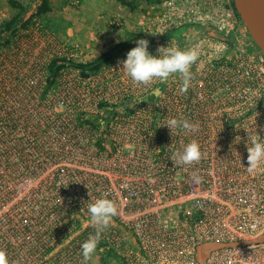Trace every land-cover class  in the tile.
Wrapping results in <instances>:
<instances>
[{
    "label": "built area",
    "instance_id": "obj_1",
    "mask_svg": "<svg viewBox=\"0 0 264 264\" xmlns=\"http://www.w3.org/2000/svg\"><path fill=\"white\" fill-rule=\"evenodd\" d=\"M147 8L135 37L149 41L151 54L199 45L184 92L179 74L131 80L120 61L136 40L114 45L86 73L76 66L91 61L85 50L40 18L0 44V249L8 264H92L81 251L96 231L87 205L104 195L117 214L96 251L124 264H199L201 243L237 241L250 243L211 251L205 264H264V241L253 242L264 233V165L246 168L248 131L264 137V55L232 0ZM55 59L67 63L51 77ZM173 117L198 128L170 131ZM192 140L200 160L176 164L173 153Z\"/></svg>",
    "mask_w": 264,
    "mask_h": 264
},
{
    "label": "clouds",
    "instance_id": "obj_2",
    "mask_svg": "<svg viewBox=\"0 0 264 264\" xmlns=\"http://www.w3.org/2000/svg\"><path fill=\"white\" fill-rule=\"evenodd\" d=\"M149 41L144 38L136 40V46L126 53V58L120 61L124 72L133 82L147 84L155 79L165 81L172 74H179L182 78L180 91H186L191 84L193 73L190 71L192 64L197 60L199 45L182 49L180 47H160L157 49L158 55H153L148 51ZM170 131L177 128L195 131L198 125L190 123L186 119L168 118L165 125ZM264 131V129H261ZM247 166L249 172H253L261 165H264V137L257 134L255 128L248 131L247 140ZM200 145L196 140H192L183 146L182 151L173 153L176 164L188 165L197 162L201 158ZM193 180L199 183L201 177L193 174ZM89 213V223L96 227L94 234L82 242L81 251L85 261L96 251L101 239L103 229H105L117 214V208L112 199L106 195L96 198L87 205ZM0 264H8L7 253L0 249Z\"/></svg>",
    "mask_w": 264,
    "mask_h": 264
},
{
    "label": "rangeland",
    "instance_id": "obj_3",
    "mask_svg": "<svg viewBox=\"0 0 264 264\" xmlns=\"http://www.w3.org/2000/svg\"><path fill=\"white\" fill-rule=\"evenodd\" d=\"M31 9L34 0H19ZM78 1V3H76ZM52 11L40 17L46 26L67 43H77L84 51V58L93 60L103 51L135 37V24L139 22L148 6L141 3L134 12L123 7L120 0H51ZM8 0H0V23L14 14ZM119 19L121 26L110 25ZM37 39L39 35H34ZM130 239L131 237L128 236ZM131 240V239H130ZM92 264H124L116 255L95 251Z\"/></svg>",
    "mask_w": 264,
    "mask_h": 264
},
{
    "label": "trees",
    "instance_id": "obj_4",
    "mask_svg": "<svg viewBox=\"0 0 264 264\" xmlns=\"http://www.w3.org/2000/svg\"><path fill=\"white\" fill-rule=\"evenodd\" d=\"M36 5L29 9L27 5L20 2L19 0H8L9 6L15 11L14 14L8 19L3 20L0 23V44L7 45L11 38L18 32L27 29V27L32 23V20L37 17H44L48 13L52 11V3L51 0H34ZM165 0H120V3L123 7L128 8L130 11L134 12L138 9L141 3H144L146 6L153 8L160 5ZM138 37H133L125 40L122 43H119L114 46V48H129L134 46V41ZM113 48L107 50L106 52L101 53L95 59L79 63L76 66L80 68L83 73L86 71L94 72L99 69V67L106 63L112 56ZM67 63L63 59H55L49 65L50 74L53 77L57 70L63 64ZM61 64V65H60ZM146 97L144 99H148ZM107 255L112 256V253L109 251L105 253Z\"/></svg>",
    "mask_w": 264,
    "mask_h": 264
},
{
    "label": "water",
    "instance_id": "obj_5",
    "mask_svg": "<svg viewBox=\"0 0 264 264\" xmlns=\"http://www.w3.org/2000/svg\"><path fill=\"white\" fill-rule=\"evenodd\" d=\"M234 9L254 45L264 55V0H232ZM160 90L153 94L157 96ZM264 233L253 242H263ZM250 241L237 242H205L198 245L196 260L199 264H205V260L211 251L249 244Z\"/></svg>",
    "mask_w": 264,
    "mask_h": 264
},
{
    "label": "bare ground",
    "instance_id": "obj_6",
    "mask_svg": "<svg viewBox=\"0 0 264 264\" xmlns=\"http://www.w3.org/2000/svg\"><path fill=\"white\" fill-rule=\"evenodd\" d=\"M86 62H89V61H86Z\"/></svg>",
    "mask_w": 264,
    "mask_h": 264
}]
</instances>
